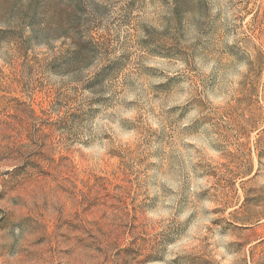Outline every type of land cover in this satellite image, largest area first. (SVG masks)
<instances>
[{"label": "rangeland", "instance_id": "rangeland-1", "mask_svg": "<svg viewBox=\"0 0 264 264\" xmlns=\"http://www.w3.org/2000/svg\"><path fill=\"white\" fill-rule=\"evenodd\" d=\"M0 264H264V0H0Z\"/></svg>", "mask_w": 264, "mask_h": 264}]
</instances>
